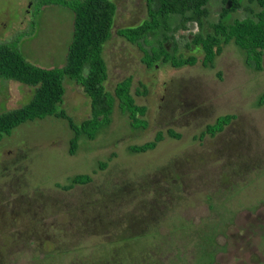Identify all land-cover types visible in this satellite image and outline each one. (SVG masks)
Here are the masks:
<instances>
[{
  "label": "rangeland",
  "instance_id": "rangeland-1",
  "mask_svg": "<svg viewBox=\"0 0 264 264\" xmlns=\"http://www.w3.org/2000/svg\"><path fill=\"white\" fill-rule=\"evenodd\" d=\"M48 1L0 0V44L17 46L35 65L60 68L74 14L62 0L43 6ZM111 1L118 11L104 49L106 89L112 93L132 77L131 93L147 108V127H134L117 102L111 124L95 140L81 136L74 155V134L62 119L29 121L4 137L0 216L9 218H0V264H264V57L256 72L230 44L206 68L201 49L191 44L199 28L189 24L165 33L197 64L148 68L140 49L116 35L147 19L145 0ZM226 7L211 1L206 32ZM244 16L241 9L228 17ZM64 85L60 109L80 124L90 116V98L69 79ZM33 95L30 87L0 79V113L24 107ZM225 115L234 120L207 135V126ZM159 132L165 139L155 150L131 151ZM81 175L91 182L69 188ZM122 233L131 238L114 246Z\"/></svg>",
  "mask_w": 264,
  "mask_h": 264
},
{
  "label": "trees",
  "instance_id": "trees-1",
  "mask_svg": "<svg viewBox=\"0 0 264 264\" xmlns=\"http://www.w3.org/2000/svg\"><path fill=\"white\" fill-rule=\"evenodd\" d=\"M211 1L145 0L147 19L138 26L117 30L116 35L140 49L144 55L142 62L148 68L161 62L173 69H182L195 66L198 59L195 56L184 57L174 35L179 30H186L189 24H196L199 33L191 44L201 49L204 67L213 68L216 58L221 56L225 47L234 44L245 54L246 66L261 72L264 57V0H223L227 7L206 32L205 22L210 16L208 6ZM53 3L52 0L43 2V6ZM60 5L74 14L73 38L68 47L65 66L40 67L29 62L17 46L0 44V79L20 83L34 91L33 98L24 107L0 113V141L26 122L54 117L65 120L73 132L70 154L74 155L81 136L95 140L99 131L111 124L117 102L136 128L147 127L143 120L147 108L137 105L132 96V77L117 83L112 93L106 89L109 73L104 49L114 35L117 5L111 0H62ZM241 9L245 12L244 18L229 21L228 16ZM170 26L175 27V32L168 37L165 32ZM170 38L173 40L172 49H169L168 44ZM151 42H158L157 47L154 48ZM66 79L82 87L90 98V116L80 124H76L60 109L66 93ZM263 104L264 94L260 99V105ZM232 120L233 115L221 116L213 125L207 126L205 133L214 137L223 132ZM168 135L174 139L180 138L173 131H169ZM164 139L163 133L159 132L153 141L133 146L131 151L138 154L153 151ZM91 180L89 175L77 176L69 188L88 184Z\"/></svg>",
  "mask_w": 264,
  "mask_h": 264
},
{
  "label": "flooded vegetation",
  "instance_id": "flooded-vegetation-1",
  "mask_svg": "<svg viewBox=\"0 0 264 264\" xmlns=\"http://www.w3.org/2000/svg\"><path fill=\"white\" fill-rule=\"evenodd\" d=\"M15 210H16V206H15ZM19 211V210H18ZM18 211H16V213H15V211H14V214L12 215V217H13V220H17L16 219V217L17 216H19V212ZM9 215H7L6 213H3L2 214V216H0V218H2L3 220L4 219H6V218H9L8 217ZM18 222V221H17ZM16 222V223H17ZM1 223V222H0ZM2 224H8V222L7 221H3V223ZM15 224V223H14ZM115 229H116V227H114ZM33 231H35V230H33ZM127 231H129V228H126V230H125V234H128L127 233ZM129 238H131V237H129V236H125L123 233L122 234H116V236L113 238V245L115 246L116 244H118V243H125V241L127 240V239H129ZM118 240H120L119 242H118ZM113 246V247H114ZM115 250V252L116 253H118V251H117V249L116 248H114Z\"/></svg>",
  "mask_w": 264,
  "mask_h": 264
},
{
  "label": "water",
  "instance_id": "water-1",
  "mask_svg": "<svg viewBox=\"0 0 264 264\" xmlns=\"http://www.w3.org/2000/svg\"><path fill=\"white\" fill-rule=\"evenodd\" d=\"M230 6V5H229Z\"/></svg>",
  "mask_w": 264,
  "mask_h": 264
}]
</instances>
